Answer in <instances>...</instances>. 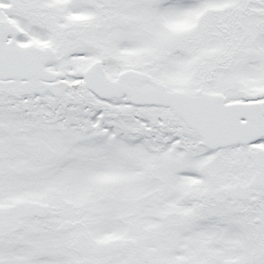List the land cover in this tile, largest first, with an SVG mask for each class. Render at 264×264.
I'll list each match as a JSON object with an SVG mask.
<instances>
[{"label":"snow or ice","instance_id":"snow-or-ice-1","mask_svg":"<svg viewBox=\"0 0 264 264\" xmlns=\"http://www.w3.org/2000/svg\"><path fill=\"white\" fill-rule=\"evenodd\" d=\"M0 264H264V0H0Z\"/></svg>","mask_w":264,"mask_h":264}]
</instances>
